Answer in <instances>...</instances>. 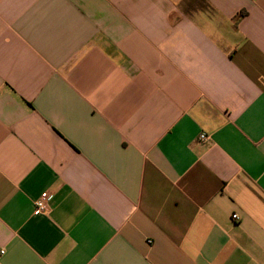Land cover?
Returning <instances> with one entry per match:
<instances>
[{"label": "crops", "instance_id": "1", "mask_svg": "<svg viewBox=\"0 0 264 264\" xmlns=\"http://www.w3.org/2000/svg\"><path fill=\"white\" fill-rule=\"evenodd\" d=\"M1 250L264 264V0H0Z\"/></svg>", "mask_w": 264, "mask_h": 264}, {"label": "built area", "instance_id": "2", "mask_svg": "<svg viewBox=\"0 0 264 264\" xmlns=\"http://www.w3.org/2000/svg\"><path fill=\"white\" fill-rule=\"evenodd\" d=\"M199 141L203 144H206L210 141V136L206 133H201L199 136ZM52 199V196L48 193L45 192L41 195V197L36 200L35 202V213L36 214H44L48 213L50 209V200ZM234 220H239L238 215L233 216ZM4 250L0 251V254H4Z\"/></svg>", "mask_w": 264, "mask_h": 264}]
</instances>
